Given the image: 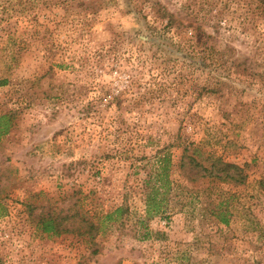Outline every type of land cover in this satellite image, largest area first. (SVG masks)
<instances>
[{
    "label": "rangeland",
    "instance_id": "obj_1",
    "mask_svg": "<svg viewBox=\"0 0 264 264\" xmlns=\"http://www.w3.org/2000/svg\"><path fill=\"white\" fill-rule=\"evenodd\" d=\"M1 123L0 264H264V0H0Z\"/></svg>",
    "mask_w": 264,
    "mask_h": 264
},
{
    "label": "trees",
    "instance_id": "obj_2",
    "mask_svg": "<svg viewBox=\"0 0 264 264\" xmlns=\"http://www.w3.org/2000/svg\"><path fill=\"white\" fill-rule=\"evenodd\" d=\"M10 130V127L7 124L1 123L0 125V137L4 134H7ZM186 148L184 149V153ZM171 156L169 154H164L163 156H159L157 159V169L156 172L151 176V181L154 180V183L151 186H148L149 190L146 194L145 205H146V215L147 216H155L164 214L168 209V201L166 200V194L169 193L172 186V180L170 179V167H171ZM219 164V170L217 169ZM181 165L185 167L191 166L193 170H195V174L193 176H189L192 179H196L197 177L206 178V177H226L231 178L232 180H241L242 176L239 172H236L238 176L229 172V170H241L237 165L224 162L221 159H216L212 166L206 167L200 162H198L195 158L190 155L184 154L182 157ZM189 179V178H188ZM127 208L125 206H120L116 208L114 211L107 213L102 216L104 220H112L115 215L123 214ZM87 218L84 216L82 222H84ZM55 216H51L48 219H44L42 222V229L45 232H49L51 234L58 233L60 229V225H63L64 220L61 219L60 222ZM228 221V220H224ZM90 222V221H88ZM145 222L144 219L140 220V223L143 224ZM91 226H94L91 224ZM65 227L64 230H67L68 226ZM88 229V228H87ZM96 229V228H92ZM87 231V230H86ZM147 233L150 232L146 229Z\"/></svg>",
    "mask_w": 264,
    "mask_h": 264
}]
</instances>
